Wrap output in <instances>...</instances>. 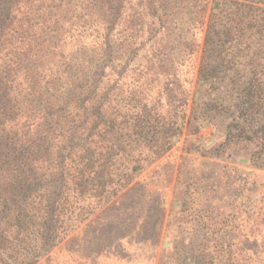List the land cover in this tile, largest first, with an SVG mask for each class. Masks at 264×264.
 I'll return each mask as SVG.
<instances>
[{
    "label": "rangeland",
    "instance_id": "rangeland-1",
    "mask_svg": "<svg viewBox=\"0 0 264 264\" xmlns=\"http://www.w3.org/2000/svg\"><path fill=\"white\" fill-rule=\"evenodd\" d=\"M248 3L125 0L122 17L138 25L105 31L104 46L91 42L93 60L105 64L93 102L106 92L109 117L120 110L127 122L107 139L140 145L133 152H142L140 167L108 201H79L83 208L58 224L52 247L34 264H264V12L246 14ZM218 21L205 44L209 24ZM224 22L236 27L237 44L222 33ZM144 60H176L177 81L134 80L130 73ZM202 60L236 66L209 84L198 77ZM121 69L126 74L117 76ZM175 84L187 104L170 147H143L166 136ZM143 109L158 128L132 134L130 117ZM37 244L27 238L28 257Z\"/></svg>",
    "mask_w": 264,
    "mask_h": 264
},
{
    "label": "trees",
    "instance_id": "trees-1",
    "mask_svg": "<svg viewBox=\"0 0 264 264\" xmlns=\"http://www.w3.org/2000/svg\"><path fill=\"white\" fill-rule=\"evenodd\" d=\"M248 2L246 14L264 12V0ZM124 3L0 0V264H34L52 247L58 224L83 208L79 201L91 197L97 203L108 201L126 185L130 171L140 167L142 152L133 153L140 145L107 139L113 133L120 136L127 122L119 120L120 110L109 117L106 92H101L97 105L93 102L105 77V64L93 60L91 42L104 46L105 31L138 25L122 17ZM219 23L209 24L205 44L213 42L211 32ZM248 23L247 28L253 26L251 20ZM221 27L230 46L237 44L236 27L228 22ZM220 61L202 60L199 79L217 84L219 73L236 66L232 60L225 66ZM178 65L176 60H144L130 76L136 81L171 77L175 83ZM125 72L121 69L117 76ZM253 84L249 82L243 91L249 94ZM176 85L173 120L164 130L166 136L143 147L161 151L170 147L187 104ZM146 105L142 102L140 108ZM151 109L130 117L132 134L146 136L158 128ZM29 236L39 243L31 248L30 257Z\"/></svg>",
    "mask_w": 264,
    "mask_h": 264
}]
</instances>
